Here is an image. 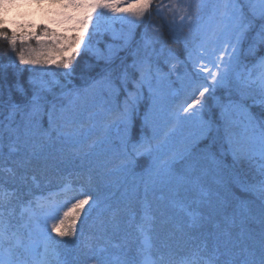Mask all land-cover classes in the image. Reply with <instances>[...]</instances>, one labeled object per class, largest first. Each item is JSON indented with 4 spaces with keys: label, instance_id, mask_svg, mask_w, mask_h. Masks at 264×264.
Instances as JSON below:
<instances>
[{
    "label": "trees",
    "instance_id": "obj_1",
    "mask_svg": "<svg viewBox=\"0 0 264 264\" xmlns=\"http://www.w3.org/2000/svg\"><path fill=\"white\" fill-rule=\"evenodd\" d=\"M238 2L246 23L239 58L254 69L264 55V17L248 0ZM155 15L147 14L130 46L110 59L89 50L57 58L51 41L33 31L26 37L0 30L17 35L14 50L0 38V259L6 264L42 259L44 229L51 232L56 221L44 219L47 210L39 209L36 197L53 191L51 204L62 206L60 215L82 192L98 206L87 219L81 214L76 235L53 246L46 264H142L146 258L179 264L195 253L259 261L264 199L257 189L264 175L258 164L231 152L222 127L223 105L242 103L244 96L236 90L232 98L229 81L205 94L199 118L183 119L181 106L211 84L195 78L185 43ZM21 54L29 63H21ZM66 59H72L69 69L60 66ZM248 107L262 128L264 107ZM33 209L36 219H30ZM149 209L150 252L148 235L139 231ZM188 209L201 218L195 226Z\"/></svg>",
    "mask_w": 264,
    "mask_h": 264
},
{
    "label": "rangeland",
    "instance_id": "obj_2",
    "mask_svg": "<svg viewBox=\"0 0 264 264\" xmlns=\"http://www.w3.org/2000/svg\"><path fill=\"white\" fill-rule=\"evenodd\" d=\"M98 2L99 0H51L36 5L30 0H0V20L3 21L2 27H6L11 32L28 37L30 34L28 31H33L36 38L50 40L57 58L60 56L71 58L84 50H89L100 57L110 59L130 46L137 35V26L145 18L147 20V14L152 17L155 13L157 19L166 20L173 26L185 43L188 65L196 79L205 75L200 71L201 67L221 54L220 51H216V55H213L214 50L229 47L230 40L235 44L236 26L243 22L246 27L240 2L229 4L226 8L225 0H152V6L139 21L123 10L114 13L107 9H94L92 5ZM111 2L122 5L123 8H132L143 0H111ZM248 2L255 13L264 10V5H261L259 0H248ZM5 4L8 5L7 9L4 8ZM229 16H233L234 19L230 21ZM89 17L92 19L89 20ZM165 58L168 59L169 55ZM262 79H264V55L254 69H249L240 61L238 44L231 62L229 78L224 85H228L229 81L233 80L232 98H236V90L244 98L242 103L234 101L230 108L225 109V104L223 105L222 127L231 152L237 158L246 159L251 165L258 164L260 171L264 166V160L260 156L259 133L264 128L254 120L248 106L264 107V92L260 88ZM208 80L211 84V79ZM252 87L260 92L255 94L256 92L249 91L248 89H253ZM172 90L177 91V87H172ZM178 94L179 92H176L175 95ZM231 101L232 99H229L228 102ZM41 201L50 200L41 197ZM49 255H54L52 247L45 254V258ZM193 257L207 258L195 253L188 260Z\"/></svg>",
    "mask_w": 264,
    "mask_h": 264
},
{
    "label": "snow or ice",
    "instance_id": "obj_3",
    "mask_svg": "<svg viewBox=\"0 0 264 264\" xmlns=\"http://www.w3.org/2000/svg\"><path fill=\"white\" fill-rule=\"evenodd\" d=\"M238 0H225V6L227 8V5L229 4H235ZM261 5H264V0H259ZM152 6V0H143V2H138L135 7L132 8H123L122 5L116 4L111 2V0H99L98 3L92 5L94 9H107L112 12H120L123 10L128 15L135 18L136 21L142 20L145 16V13L150 9ZM8 5L5 4L4 8L7 9ZM158 10H159V6ZM227 15V12L225 13ZM262 17H264V10L261 12ZM89 20L92 19V17L88 18ZM191 18L189 17V20ZM228 19L231 21L234 19L233 16H229ZM130 23H133L134 21H129ZM3 21L0 20V27H2ZM244 29V23L241 22L236 26L234 29L235 33V44L232 43V41H228L229 47L224 48L222 50H214L213 55H216V51H220V55L216 57L215 60H209L205 66H202L200 71L203 72L205 75L202 77L205 80L211 79L212 83L204 84L203 90L199 91L198 94L195 92L193 93L192 97L190 98V102L187 103V106H181V111L183 113H186L187 115L183 117L185 120L189 119H197L200 117V114L203 112V98L205 97V94L208 93L211 89V91H215L217 87H221L225 84V82L229 78L230 74V66L231 62L234 59V53L236 52V46L240 43V37L242 35ZM0 38H3L8 41L10 47L14 50L17 42V35L16 33H12L11 36H9L7 31H0ZM203 58V56L201 57ZM19 60L21 63H29V61H26L23 54L19 56ZM72 63V59H66L61 62V65L64 69H69ZM69 73H65L67 75ZM260 88L261 91L264 92V79L260 81ZM197 106H200L197 108ZM195 110V111H193ZM177 119H180L178 116ZM264 128V126H262ZM0 140H2V135H0ZM259 140H260V156L262 160H264V130H261L259 133ZM12 151H15V148L12 149ZM150 151V149H149ZM166 167L169 168L171 171L174 168V165L168 164ZM3 171L2 166H0V172ZM9 173L13 176L15 175L13 169H8ZM262 174H264V166L261 168ZM260 193V196L262 199H264V181L261 182L257 189ZM5 193L3 191L2 185H0V209H2L3 206V197ZM7 195L11 196L14 195V193H8ZM81 195L83 196L82 199L77 198L74 203L71 204L70 207L67 208V210H64L62 212V215L58 214L59 208L62 206L53 205L50 202L46 201H37V204L39 206V209L41 211L47 210V214L45 215V220H55V223L51 224V232H48L47 227L44 229L45 234V242H44V248H45V254H47L49 248L53 246H59L61 242L64 240V238H71L74 237L77 233V222L81 219V214H84V218L87 219V217L91 214V212L94 210L95 207L98 206V201L91 196L89 193L82 192ZM50 199V198H49ZM85 206H89L86 208ZM29 208H31V205H29ZM188 215L191 216L192 225L195 226L199 221L200 217L195 216L191 209H188ZM3 212L0 210V222H2ZM35 215V209L32 211V215L30 216V219H36ZM154 223V220L150 214V209L145 212L144 215V222H142L139 225V231L142 234L148 235V238L144 242V247L148 249L150 252L151 249V239H150V232L152 230L151 225ZM236 223L235 219L232 220V225L234 226ZM52 233H55V237H59L60 239H56ZM231 236L232 232L231 229H226L223 233L222 239L226 241V243H231ZM0 239H2V233H0ZM207 246L205 245V248ZM219 247L216 248V252H219ZM0 264H6L5 260L0 259ZM7 264H13V261L9 260ZM38 264H46V261L41 260L38 262ZM114 264H128L127 261H120L117 260L114 262ZM142 264H157V261H154L150 258H146L144 261H142ZM160 264H164L163 260H161ZM168 264H174V262L169 261ZM179 264H264V251L261 252V256L259 261H249L247 259L244 260H236V259H224L221 260L218 256L215 254L211 257H208L206 259H196L193 257L191 260L185 259L179 262Z\"/></svg>",
    "mask_w": 264,
    "mask_h": 264
}]
</instances>
